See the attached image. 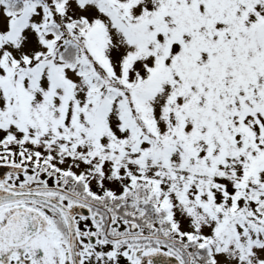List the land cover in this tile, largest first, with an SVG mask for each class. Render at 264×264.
<instances>
[{
  "label": "snow or ice",
  "instance_id": "1",
  "mask_svg": "<svg viewBox=\"0 0 264 264\" xmlns=\"http://www.w3.org/2000/svg\"><path fill=\"white\" fill-rule=\"evenodd\" d=\"M0 264H264V0H0Z\"/></svg>",
  "mask_w": 264,
  "mask_h": 264
},
{
  "label": "flooded vegetation",
  "instance_id": "2",
  "mask_svg": "<svg viewBox=\"0 0 264 264\" xmlns=\"http://www.w3.org/2000/svg\"><path fill=\"white\" fill-rule=\"evenodd\" d=\"M3 170H0V172H2Z\"/></svg>",
  "mask_w": 264,
  "mask_h": 264
},
{
  "label": "water",
  "instance_id": "3",
  "mask_svg": "<svg viewBox=\"0 0 264 264\" xmlns=\"http://www.w3.org/2000/svg\"><path fill=\"white\" fill-rule=\"evenodd\" d=\"M0 170H3V169H0Z\"/></svg>",
  "mask_w": 264,
  "mask_h": 264
}]
</instances>
